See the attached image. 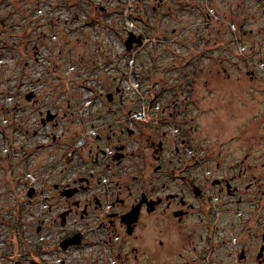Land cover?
I'll return each instance as SVG.
<instances>
[{
	"label": "rangeland",
	"instance_id": "1",
	"mask_svg": "<svg viewBox=\"0 0 264 264\" xmlns=\"http://www.w3.org/2000/svg\"><path fill=\"white\" fill-rule=\"evenodd\" d=\"M127 23L145 39L129 51ZM141 99L148 125L160 122V106L165 118L173 103L179 105L194 138L264 133V0H0V264H120L103 245L107 232L94 234L90 219L71 215L60 223L70 201L60 192L72 188L71 179L90 160L94 144L76 147L78 136L97 124L99 145H111L108 135L127 124L134 128L123 118ZM46 111L55 117L43 125ZM145 135L125 142L129 150L137 144L150 176L155 162ZM74 195L81 201L85 194ZM229 207L212 221L191 215L167 228L161 247L160 215H153L140 228L138 258L122 264L194 257L234 264L236 236L226 227L241 219ZM256 207L264 212L263 194ZM238 210L253 206L246 201ZM249 227L259 229L254 220ZM206 229L216 238L203 241ZM78 231L84 242L62 250L60 241ZM123 242L134 244L127 236Z\"/></svg>",
	"mask_w": 264,
	"mask_h": 264
},
{
	"label": "flooded vegetation",
	"instance_id": "2",
	"mask_svg": "<svg viewBox=\"0 0 264 264\" xmlns=\"http://www.w3.org/2000/svg\"><path fill=\"white\" fill-rule=\"evenodd\" d=\"M171 107L173 110L164 118L162 114L166 107L160 106V122L148 125L147 118L146 121H133L130 125L134 128L127 124L125 130L121 128L117 135L112 133L105 138L109 143L113 141L111 145H105L110 151L102 168L105 182L101 181L96 171L101 146L89 149L90 160L81 166L82 174L71 179V187L77 188L75 194L85 195L81 201L73 198L75 195L67 198L70 201L65 210V222L71 215L77 216L79 221L90 219L94 234L107 232L102 242L110 246V252L112 249V256L109 255L111 261L122 264L130 257L133 261L138 258L139 245L145 235L140 228L153 215H160L161 247L167 228L180 225L191 215H196L199 221L204 217L212 221L226 214L225 211L228 212L229 206L233 205L237 209L235 215L241 220L237 227H226V231L236 236L232 263L247 264L249 260L250 264H264V212L260 213L256 207L261 201V194L264 197V190L261 192L264 188V133L207 132L204 137L194 138L191 136L193 127L187 125L184 111L176 103ZM143 135L155 162L150 176L146 173L143 158L139 157L137 144L129 150L128 142H125L131 137ZM98 138L100 141L102 136ZM132 158L140 159L137 160L139 163L129 165ZM131 170L135 172L133 175ZM106 200L109 205L102 214V205ZM246 201L252 204L253 211L238 210ZM137 204L138 216L128 225L126 214ZM250 220L259 226L256 233L253 228L254 232L250 230ZM128 226L132 227L130 233ZM206 230L205 238L200 237L209 242L215 235L214 231ZM122 232L132 238L134 244L125 245ZM76 233L81 234L80 242L75 244L79 246L84 242V232H73L65 238ZM189 233H194V230ZM220 241L224 242L222 238ZM207 246L209 248L210 244ZM205 260L194 257L177 264H206Z\"/></svg>",
	"mask_w": 264,
	"mask_h": 264
},
{
	"label": "built area",
	"instance_id": "3",
	"mask_svg": "<svg viewBox=\"0 0 264 264\" xmlns=\"http://www.w3.org/2000/svg\"><path fill=\"white\" fill-rule=\"evenodd\" d=\"M128 25V28L126 29L127 31V34L129 32L133 33L136 37H140V43L138 44H141V43H144L145 42V39L142 37L141 34H138L135 32V27L131 24V23H127ZM137 31V30H136ZM137 43H133V46L131 48V50L133 49L134 46H136ZM128 68H129V72L131 71L132 69V64H133V58L130 57L128 59ZM129 83L131 85H128V87H132V88H136L137 86V83L136 82H132V80H129ZM141 104L142 106H140L139 109L137 110H133V111H128V113L124 116L123 118V121L125 122H130L132 123L133 121L135 120H142V119H146V111H145V103L143 101V99H141ZM86 106H88V103L85 104ZM158 103H155V106L154 107H158ZM101 126L99 125H96V124H91L89 125L86 130L84 131V133H82L80 136H78L77 138V142H76V147L78 146H84V145H87L89 142H92V144H94L93 146L94 147H97L99 146V138H98V135H97V130L100 128ZM94 142V143H93ZM102 147V146H101ZM110 155V151H109V148L107 146H103L102 147V152H101V156L99 158V163H98V166H97V170H100L101 174H100V178H101V181L102 182H105V177H104V174L102 173V168L104 166V164L107 162V159H108V156ZM98 172V171H97ZM109 201L106 200L103 205H102V209H101V213H105L107 211V208H108V203Z\"/></svg>",
	"mask_w": 264,
	"mask_h": 264
},
{
	"label": "water",
	"instance_id": "4",
	"mask_svg": "<svg viewBox=\"0 0 264 264\" xmlns=\"http://www.w3.org/2000/svg\"><path fill=\"white\" fill-rule=\"evenodd\" d=\"M133 43H140V37H136L133 33L129 32L127 34L126 39L124 40V47L127 51L131 50ZM33 94L32 93H28L25 97L27 100H30L32 98ZM112 98V94L108 93L107 95V99L108 101H110ZM55 117V113L52 114L50 111H46L45 112V116L41 117L40 122L41 124H46L47 122H50L54 119ZM119 156L117 155V158ZM82 180V179H80ZM86 180V179H84ZM77 192V188L76 187H72V188H65L63 189L60 194L65 196V197H71L73 196L75 193ZM34 193V189L33 188H29L28 192H27V196L31 197ZM138 211H139V204H137L136 206H134L131 211H129L126 215H127V222L128 225H130L132 222H134L138 216ZM67 211H64L62 213L59 214L60 217V223L63 224L65 223V215H66ZM128 233H130L132 231V227L128 226ZM81 239V234L80 233H76L73 236H71L70 238H65L62 241H60L59 243V247L62 250H65L68 246L70 245H75L78 244L80 242Z\"/></svg>",
	"mask_w": 264,
	"mask_h": 264
},
{
	"label": "trees",
	"instance_id": "5",
	"mask_svg": "<svg viewBox=\"0 0 264 264\" xmlns=\"http://www.w3.org/2000/svg\"><path fill=\"white\" fill-rule=\"evenodd\" d=\"M157 103V102H156ZM159 105V104H158ZM159 107V106H158ZM110 122H108L107 124H109ZM97 125V124H96ZM109 126V125H108ZM89 143H91L92 144V142H89Z\"/></svg>",
	"mask_w": 264,
	"mask_h": 264
}]
</instances>
